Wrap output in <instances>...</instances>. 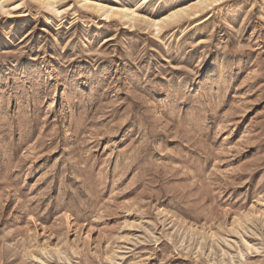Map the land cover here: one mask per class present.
Masks as SVG:
<instances>
[{"label": "rangeland", "instance_id": "1", "mask_svg": "<svg viewBox=\"0 0 264 264\" xmlns=\"http://www.w3.org/2000/svg\"><path fill=\"white\" fill-rule=\"evenodd\" d=\"M0 264H264V0H0Z\"/></svg>", "mask_w": 264, "mask_h": 264}]
</instances>
